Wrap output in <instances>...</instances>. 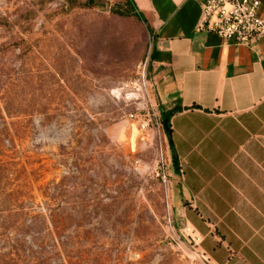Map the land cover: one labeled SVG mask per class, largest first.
<instances>
[{
    "label": "rangeland",
    "instance_id": "rangeland-1",
    "mask_svg": "<svg viewBox=\"0 0 264 264\" xmlns=\"http://www.w3.org/2000/svg\"><path fill=\"white\" fill-rule=\"evenodd\" d=\"M153 43L126 0H0V207L28 217L0 219V257L18 241L30 264H204L143 97Z\"/></svg>",
    "mask_w": 264,
    "mask_h": 264
},
{
    "label": "crops",
    "instance_id": "crops-1",
    "mask_svg": "<svg viewBox=\"0 0 264 264\" xmlns=\"http://www.w3.org/2000/svg\"><path fill=\"white\" fill-rule=\"evenodd\" d=\"M134 1L154 34L173 219L203 237L212 264H264V37L241 45L199 30L205 0Z\"/></svg>",
    "mask_w": 264,
    "mask_h": 264
},
{
    "label": "built area",
    "instance_id": "built-area-1",
    "mask_svg": "<svg viewBox=\"0 0 264 264\" xmlns=\"http://www.w3.org/2000/svg\"><path fill=\"white\" fill-rule=\"evenodd\" d=\"M261 3L258 0H205L202 4V19L199 30L214 33L224 40L236 44L247 45L256 39L264 37V18L259 16ZM145 92L143 94L146 105L155 100L154 84L144 75ZM158 106V104H157ZM136 115H131L134 118ZM152 118L149 112L139 119L143 131H147ZM163 122H159L162 126ZM197 257L204 264H212L211 257L202 247L203 237L192 228L188 234Z\"/></svg>",
    "mask_w": 264,
    "mask_h": 264
},
{
    "label": "trees",
    "instance_id": "trees-1",
    "mask_svg": "<svg viewBox=\"0 0 264 264\" xmlns=\"http://www.w3.org/2000/svg\"><path fill=\"white\" fill-rule=\"evenodd\" d=\"M126 4L128 6V8H130V10L135 13L137 15V17L142 20L144 23L147 24L148 29L151 31V28L146 20V18L144 17V15L142 13H140L136 7V3L134 0H126ZM154 59V49L152 48L151 54H150V60ZM162 122L164 124V127L166 129V131L170 130V124H169V119L168 117H164L162 118ZM12 194H6V197H11ZM7 199L9 200L10 198H6L5 200L7 201ZM18 216V223L17 225L15 224V226L17 227L19 224V229H21L22 227L24 228V226L26 225V221H28V217L26 216L25 213V209L20 205V206H14V205H8L5 204L3 206L0 207V219H3V221L7 222V219L10 218L12 215H16ZM13 224V223H12ZM11 251H12V255L11 257H6V256H1L0 257V264H30V260L27 257V252L24 249V245L21 243H18V241H16L12 247H11Z\"/></svg>",
    "mask_w": 264,
    "mask_h": 264
}]
</instances>
